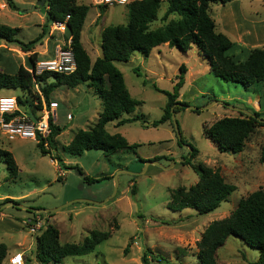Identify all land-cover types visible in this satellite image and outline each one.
<instances>
[{
	"label": "rangeland",
	"instance_id": "rangeland-1",
	"mask_svg": "<svg viewBox=\"0 0 264 264\" xmlns=\"http://www.w3.org/2000/svg\"><path fill=\"white\" fill-rule=\"evenodd\" d=\"M75 1L88 5L78 40L92 62L100 54V30L106 24L124 23L126 8L122 4L104 5L95 22L99 6L90 0ZM14 2L16 8L12 9L11 18L0 16V23L16 27L15 40L0 41V70L8 73H13L19 64L28 65L31 51L41 53L46 45L49 50L59 38L55 32L43 43L45 31L32 48H20L17 40L26 42L35 37L45 20L36 0ZM164 5L165 1L161 0L157 15ZM237 6L242 11L240 20L246 23L241 30L248 41L238 42L233 34L226 33L232 41L226 53L234 61L244 59L251 47H264V0H238ZM220 7L218 2L209 5L216 30L221 24ZM240 20H229V24L239 31ZM159 23L156 19L149 26ZM112 62L120 70L131 97L139 101L133 109V114L139 113L136 119L115 126L111 121L105 124L107 131L119 129L116 132L128 143L132 142L127 150L104 154L91 147L72 154L62 148L73 131L88 127L100 110L99 98L85 82L73 87L58 84L49 92V99L58 103L55 124L61 131L55 136L54 145L48 146L47 153L41 154L32 139L7 140L0 133V147L11 152L17 165L15 177L6 178L0 157V241L6 245L0 264H9L7 257L15 251L22 253L21 264H40L35 257V237L47 223L57 229L60 243L79 242L91 229L109 230V235L90 252L63 256L49 264H140L144 247L167 259L165 263L150 260L148 264H197L195 242L206 224L226 216L237 200L253 189L264 190V163L258 159L264 144V124L255 126L242 149L234 153L218 149L201 131L203 123L207 125L221 115H238L229 104L255 110L264 118V80L243 86L219 78L195 45L182 52L163 42L145 56L134 51L128 59ZM180 63L184 64L185 72L176 99L196 106L195 109L179 107L173 112L182 142L178 141L171 119L155 126L141 124L142 119L150 121L162 113L166 96L158 88L171 91ZM19 92L18 88H0V95ZM29 93L34 102L39 101L32 85L28 93L22 92L24 96ZM66 113L71 114V119ZM189 145L195 147L196 153L188 163L183 160L188 158ZM50 156L59 162L56 159L52 162ZM198 163L218 169L234 189L217 207L205 213H197L191 207L169 208L166 205L169 189L195 182L197 173L190 164ZM4 197L15 199L18 205L10 204V199ZM34 219L41 222V227L30 232L23 220L32 224ZM127 241L128 248L123 252ZM215 255L218 264H248L256 257V250L238 236L228 235Z\"/></svg>",
	"mask_w": 264,
	"mask_h": 264
},
{
	"label": "trees",
	"instance_id": "trees-1",
	"mask_svg": "<svg viewBox=\"0 0 264 264\" xmlns=\"http://www.w3.org/2000/svg\"><path fill=\"white\" fill-rule=\"evenodd\" d=\"M164 1V8L159 15H157V9L161 0H130L124 4L127 20L124 23L106 24L102 27L100 54L95 56L92 62L89 61L88 54L78 40L80 26L88 5L77 3L75 0H43L41 4H37L44 14L45 24L41 26L40 32L35 37L26 42L17 40L19 47L23 50L32 48L34 43L43 36L50 20H62L67 13L68 18L65 22L76 63L74 71L68 74L43 71L35 76V82L44 100L48 101L49 92L56 85L73 87L80 82L91 86L100 100V110L94 121L86 128H76L68 142L62 144L66 152L79 154L83 149L93 147L108 154L119 149L127 150L132 146V142L128 143L123 135L116 131H107L105 124L115 120L114 125H118L138 117L139 113L131 114V112L139 101L131 97L120 70L112 62L117 59L126 60L134 51L145 56L152 47H157L163 42L182 52L191 45H195L197 52L206 58L209 69L219 78L236 81L243 86H250L252 83L264 80V47H251L244 59L234 61L230 54L226 53L232 41L225 33L215 29L213 18L209 14V5L212 2L222 5L226 2L230 3L231 0ZM5 2L11 9L16 8L14 0H5ZM98 6L95 22L104 8L102 4ZM156 19H159L160 23L150 27L149 24ZM15 30L16 27L0 23V41L15 40ZM35 55V51L29 53V60L32 61ZM184 72L185 66L180 63L171 91L158 88L166 96L162 113L150 121L142 119L143 126H155L164 120H170V111L174 112L179 107H185L187 103L184 100L176 99L178 89L183 83ZM31 85V75L21 64L13 73L0 70V88L20 89L21 92L15 94L20 106H33L32 95L22 94L23 90L28 93ZM238 113V115H221L207 125L203 123L202 134L220 150H230L233 153L240 151L248 134L255 126L263 125L264 119H260L263 117L258 116L255 110L253 115ZM59 131L58 125L51 126L47 137L49 145L53 142V136ZM178 141L182 142L180 136ZM36 145L41 154L48 152V149L42 145V139L38 140ZM189 148L188 158H185L183 162L189 163V159L196 153L195 147L189 145ZM0 157L7 171L5 177L14 178L17 165L11 152L0 147ZM50 157L59 162L55 156ZM258 159L264 163V144L259 149ZM190 165L197 173L196 181L187 187L177 185L170 188L166 205L175 210L191 207L197 213L208 212L226 198L234 189V185L224 181L216 168L202 163ZM8 199L10 198L4 197V200ZM137 216L141 217V214ZM160 221L168 222L165 219ZM57 232L52 224L47 223L35 237V257L40 264L56 262L67 255H82L90 252L98 242L109 235V230L96 228L91 229L79 242L60 243L57 240ZM228 235L238 236L244 244L256 250V257L249 260L248 264H264L263 189L258 187L248 192L237 200L234 208L226 216L213 219L206 224L195 242L197 264H218L215 250ZM128 245L129 241L125 243L123 252H126ZM5 253L6 245L0 241V262ZM140 260V264H148L150 260L159 263L167 262L162 254L152 252L146 247L141 252Z\"/></svg>",
	"mask_w": 264,
	"mask_h": 264
},
{
	"label": "built area",
	"instance_id": "built-area-1",
	"mask_svg": "<svg viewBox=\"0 0 264 264\" xmlns=\"http://www.w3.org/2000/svg\"><path fill=\"white\" fill-rule=\"evenodd\" d=\"M95 5L126 4L130 0H90ZM50 20L47 25L46 36L43 43L50 35H58V41L49 50L47 45L41 53L35 55L34 59L26 66H23L31 75L32 86L39 95V101L34 102L33 106H20L15 94L0 95V133L7 140L14 138H29L37 142L42 139V145L48 148V134L51 126H55V108L58 103L55 99H48L46 102L40 89L35 82V76L43 71L55 72L58 74H68L74 71L76 63L70 47V34L67 30L66 19ZM32 52V51H31ZM38 104V105H37ZM37 105V106H36ZM69 119L70 114H66ZM56 135V134H55ZM54 135V136H55ZM53 136V138H54ZM27 223L30 232L37 231L41 227V222L34 219L32 224ZM9 264H21L23 262L21 251H15L7 257Z\"/></svg>",
	"mask_w": 264,
	"mask_h": 264
},
{
	"label": "crops",
	"instance_id": "crops-1",
	"mask_svg": "<svg viewBox=\"0 0 264 264\" xmlns=\"http://www.w3.org/2000/svg\"><path fill=\"white\" fill-rule=\"evenodd\" d=\"M224 4L221 5L220 11L218 13V18H219V21L221 22L220 28L218 30L221 31V32H223V33H225V34L226 33H228L230 35L233 34L236 37V39H237L238 42L239 41H242L244 43L247 42L248 39L245 37V34L243 32V29L241 30V28H243V25L246 24V23L243 22V20H240L241 17H242V11H240L241 8H239L237 6L238 5V0H231L230 3H227L226 2ZM5 6H8L6 4V2H5V0H0V16L1 15H4V16H8L9 18H11V14H12V12H13L14 9L13 10L12 9H8L10 7L8 6V7L5 8ZM229 20H235V21L240 20L241 24H240L239 31L235 30L233 27L230 26ZM214 26H215V24H214ZM237 27H239V24H238ZM164 43L166 44V42H164ZM55 110H56V108H55ZM66 114H68V113H66ZM131 114H133V111L131 112ZM124 115L125 114H123V116ZM95 117H94V119H95ZM70 119H71V114H70ZM94 119H93V121H94ZM165 121L166 120H164L161 123H164ZM111 122L114 125L115 120H113ZM122 124H124V123H122ZM118 125H120V124H118ZM117 130H119V129H115L113 131H117ZM60 131H61V127H60ZM60 131L58 133H60ZM58 133L56 135H58ZM55 136H54V138H55ZM54 138H53V142H52L51 145H54ZM127 142H129V141L127 140ZM52 159H53L52 162L55 163V159L54 158H52ZM56 167L58 168L57 164H56ZM10 199H12V198H10Z\"/></svg>",
	"mask_w": 264,
	"mask_h": 264
},
{
	"label": "water",
	"instance_id": "water-1",
	"mask_svg": "<svg viewBox=\"0 0 264 264\" xmlns=\"http://www.w3.org/2000/svg\"><path fill=\"white\" fill-rule=\"evenodd\" d=\"M43 2V0H36V4H41ZM185 107H187V108H189V109H195L196 108V106L195 105H190V104H186L185 105ZM228 107H230V108H232V109H234V110H237L238 112H243V113H245V114H247V115H253V112L252 111H250V110H248V109H246V108H243V107H239V106H236V105H228ZM170 119H171V121H172V124H173V127H174V130H175V133H176V135H177V137H179V132H178V130H177V125H176V121H175V118H174V114H173V111H170ZM260 119H264V118H260ZM151 162H153V163H157L156 161H152V160H150ZM10 204H14V205H18V203H16V202H13L11 199L8 201Z\"/></svg>",
	"mask_w": 264,
	"mask_h": 264
}]
</instances>
